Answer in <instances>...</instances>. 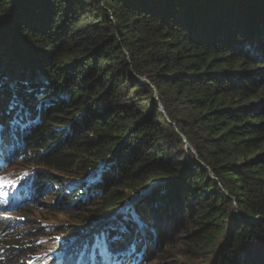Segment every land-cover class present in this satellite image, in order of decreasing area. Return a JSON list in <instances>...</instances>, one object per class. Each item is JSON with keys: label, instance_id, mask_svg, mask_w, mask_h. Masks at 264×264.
I'll use <instances>...</instances> for the list:
<instances>
[{"label": "trees", "instance_id": "trees-1", "mask_svg": "<svg viewBox=\"0 0 264 264\" xmlns=\"http://www.w3.org/2000/svg\"><path fill=\"white\" fill-rule=\"evenodd\" d=\"M4 165L66 264H264V0H0Z\"/></svg>", "mask_w": 264, "mask_h": 264}, {"label": "rangeland", "instance_id": "rangeland-1", "mask_svg": "<svg viewBox=\"0 0 264 264\" xmlns=\"http://www.w3.org/2000/svg\"><path fill=\"white\" fill-rule=\"evenodd\" d=\"M4 166L6 167L0 169V231L2 230V238L20 233L14 240H0V264H60L61 260L64 261L61 264H66L68 246L72 242L62 236L61 228L76 227L78 230L82 229V234L85 235L90 231V234L95 232L99 224L83 228L79 214L77 218H72L59 213L57 204L60 200L54 191H39L38 194L33 193L30 199L19 197L21 181L30 177L33 171L35 173L43 169L28 165ZM51 174L63 177L56 172ZM121 192L124 197L130 196L128 191ZM133 200L129 199L126 205ZM24 214L30 217L25 218ZM65 245L67 249L65 247L63 250L62 246ZM128 253L129 250L120 252L125 257Z\"/></svg>", "mask_w": 264, "mask_h": 264}, {"label": "water", "instance_id": "water-1", "mask_svg": "<svg viewBox=\"0 0 264 264\" xmlns=\"http://www.w3.org/2000/svg\"><path fill=\"white\" fill-rule=\"evenodd\" d=\"M135 200V199H134ZM115 215V214H114ZM114 215H112V216H114ZM79 242V241H78ZM78 242L76 241V242H72L68 247H70V246H72V245H75V244H78Z\"/></svg>", "mask_w": 264, "mask_h": 264}]
</instances>
